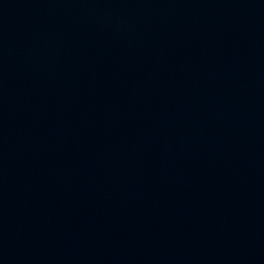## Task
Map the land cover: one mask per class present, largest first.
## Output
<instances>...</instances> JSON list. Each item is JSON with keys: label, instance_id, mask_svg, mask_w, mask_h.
<instances>
[{"label": "water", "instance_id": "water-1", "mask_svg": "<svg viewBox=\"0 0 264 264\" xmlns=\"http://www.w3.org/2000/svg\"><path fill=\"white\" fill-rule=\"evenodd\" d=\"M0 264H264V0H0Z\"/></svg>", "mask_w": 264, "mask_h": 264}]
</instances>
